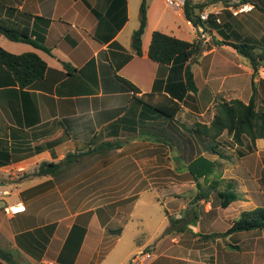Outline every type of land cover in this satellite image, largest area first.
Returning a JSON list of instances; mask_svg holds the SVG:
<instances>
[{"label": "crops", "instance_id": "0c3cea01", "mask_svg": "<svg viewBox=\"0 0 264 264\" xmlns=\"http://www.w3.org/2000/svg\"><path fill=\"white\" fill-rule=\"evenodd\" d=\"M140 2L0 0V18L28 26L48 49L0 35V48L33 51L46 63L43 77L25 87L0 63V186L8 191L0 196V249L13 264H137L135 256L144 251L153 256L147 264H257L264 230L203 236L225 232L241 211L264 205V142L243 138L237 144L223 133L217 143L222 153H213L189 128L193 121L208 124L214 104L223 100L252 99L256 109L264 107L262 59L253 73L245 56L222 43L254 44L255 54L264 52V0H218L203 10L210 18L205 27L192 25L182 8L149 0L137 55L131 36ZM246 2L253 7L235 13ZM154 30L202 42L189 61L196 92L180 101L172 127L161 123L175 136L140 130L144 108L117 77L134 84L136 96L164 93L183 81L178 66L148 59ZM115 138L124 140L121 147L80 158L66 174H36L41 162H59L68 152ZM198 155L217 167L195 180L188 165ZM226 189L237 199L222 207L218 192ZM144 193L153 198L145 201ZM14 204L23 210L6 213ZM157 205L164 214L151 227ZM169 217L180 222L165 232ZM231 249L248 256L234 258ZM0 264L11 263L0 256Z\"/></svg>", "mask_w": 264, "mask_h": 264}, {"label": "trees", "instance_id": "16d2710c", "mask_svg": "<svg viewBox=\"0 0 264 264\" xmlns=\"http://www.w3.org/2000/svg\"><path fill=\"white\" fill-rule=\"evenodd\" d=\"M147 1L141 0L140 2L139 25L131 36V47L137 55L142 54L141 45L146 25ZM216 1L218 0H184L182 7L183 14L195 27H205L204 22L210 18L208 16L207 19H201L200 13ZM0 35L12 41H21L48 50L40 43L37 34L32 38L28 26L11 19L0 18ZM222 43L233 46L237 52L245 56L253 69V73L256 72L258 66L262 65L260 59H264V52L262 54H255L254 49L256 45L249 43L235 44L227 41H223ZM201 50L202 42L199 39L188 41L159 30L152 31L146 54L148 59L156 64L169 65L170 69L178 66L183 71L184 78L178 84L167 85L165 87L167 92L156 93L150 91L143 93L141 96H136L135 93L139 91L138 88L125 78L117 76L133 91L132 100L144 108L143 113L138 118L140 123L137 126L139 128H144L145 125V131H150L152 133L151 136H175L168 129L172 127V121L180 109V101H182L189 91L195 93L197 90L189 61L199 55ZM129 58L130 55H127L126 59ZM0 63L9 70L14 81L21 87L28 86L42 78L46 69L45 61L33 51L16 54L0 48ZM147 119H149V122H146ZM162 121H166L169 127L161 128L163 126L161 124ZM132 131L134 132L135 128ZM160 132L167 133V135H163ZM189 132L195 136L203 137L204 140L206 139L209 144L208 149L213 153H218L215 147L217 146L219 136L223 133L231 136L232 142L237 144H241L243 138L248 139L252 144H254L256 139H262L264 142V107L256 109L252 99L247 103L237 98L216 102L214 104V114L210 122L206 124L193 121ZM123 141L120 138L104 140L83 152H68L59 162H41L38 165L36 174L59 176L63 171V174H66L67 172L65 171L69 170L72 163L77 162L80 158L105 155L109 151L121 147ZM162 141L170 144V141H166L165 138ZM216 167V160L214 161L205 156L198 155L190 161L188 170L193 179L197 180L201 177L212 175ZM218 196L222 207H227L229 203L237 199V195L229 189L218 192ZM179 222V220L169 217V226L165 232L177 228L176 225ZM255 229L264 230V205L241 211L225 232L207 234L203 237L214 238L237 231ZM0 256L9 263H14L12 258L9 257V253L3 249H0Z\"/></svg>", "mask_w": 264, "mask_h": 264}, {"label": "built area", "instance_id": "2783aa9c", "mask_svg": "<svg viewBox=\"0 0 264 264\" xmlns=\"http://www.w3.org/2000/svg\"><path fill=\"white\" fill-rule=\"evenodd\" d=\"M165 3L171 7L174 8H182L184 4V0H164ZM252 4L246 2L239 4V6L235 9V13L242 12V11H248L252 8ZM201 19H207L208 18V13L202 11L200 13ZM8 193L7 190L3 189L2 186H0V196L6 195ZM23 205L21 204H14V205H8L5 206V212L6 213H15L18 211L23 210ZM152 254L150 252H143L139 253L135 256L134 261L137 264H147L151 259H152Z\"/></svg>", "mask_w": 264, "mask_h": 264}, {"label": "rangeland", "instance_id": "374dc122", "mask_svg": "<svg viewBox=\"0 0 264 264\" xmlns=\"http://www.w3.org/2000/svg\"><path fill=\"white\" fill-rule=\"evenodd\" d=\"M149 1V0H148ZM148 1H147V5H148ZM152 19H154V17H151ZM148 36H149V41H150V37H151V32L149 31L148 32ZM146 45V44H145ZM191 124V123H190ZM145 129V125H144V128H140V130L141 131H143ZM153 130V129H152ZM150 132V131H149ZM151 133V132H150ZM161 134H163V135H167V133L166 134H164V133H162V132H160ZM186 133V132H185ZM185 133H183V135L184 136H186V134ZM136 134V131H134V132H132V135L131 136H134ZM151 135H152V133H151ZM158 135H160V134H158ZM223 136H227V135H223ZM215 150H217L218 152H219V154L220 153H222L221 152V150L216 146L215 147ZM175 156V158H174V160L176 161L177 159H178V156L177 155H174ZM189 156H187V158H188ZM251 159H253V158H251ZM179 163L180 164H183L184 163V161L183 160H180L179 161ZM249 163H251V164H253V162H249V160H247V164H249ZM143 199L146 201V200H148V199H152L153 198V195L151 194V193H144L143 194ZM157 208H158V211H156V210H153V212L155 213L154 215H155V217L154 218H152L151 220H150V226L151 227H153L154 226V223L158 220V218H157V216L158 215H162V214H164V208L161 206V205H157ZM147 212L148 211H146L145 210V214H147ZM229 236L230 235H228V238H229ZM232 236L234 237V238H242V235H240L239 233H234V234H232ZM263 242H264V237H263ZM264 247H263V245H259V247H258V255H257V258H258V260H257V264H261V262L264 260ZM262 253V254H261ZM229 254H231V256L232 257H234V258H237V259H243L244 257H247L248 256V254H246V252L245 253H242V251H238V250H236V249H231V251H230V253ZM261 258H262V261H260L261 260ZM244 260V259H243ZM260 261V262H259ZM264 264V263H263Z\"/></svg>", "mask_w": 264, "mask_h": 264}, {"label": "water", "instance_id": "95a60500", "mask_svg": "<svg viewBox=\"0 0 264 264\" xmlns=\"http://www.w3.org/2000/svg\"><path fill=\"white\" fill-rule=\"evenodd\" d=\"M261 62L264 64V59H262Z\"/></svg>", "mask_w": 264, "mask_h": 264}]
</instances>
